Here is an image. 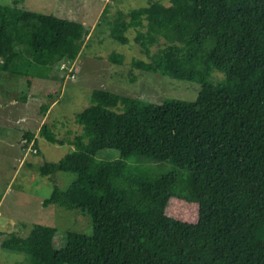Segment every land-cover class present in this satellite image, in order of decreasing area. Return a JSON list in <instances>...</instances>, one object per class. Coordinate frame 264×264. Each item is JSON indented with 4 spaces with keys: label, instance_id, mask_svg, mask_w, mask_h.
I'll return each instance as SVG.
<instances>
[{
    "label": "trees",
    "instance_id": "trees-1",
    "mask_svg": "<svg viewBox=\"0 0 264 264\" xmlns=\"http://www.w3.org/2000/svg\"><path fill=\"white\" fill-rule=\"evenodd\" d=\"M23 1L0 4V70L30 77L31 86L63 62L73 66L89 30L24 9ZM109 31L123 45L136 32L147 60H132L133 69L197 82L198 97L155 104L94 89L92 104L76 116L81 134L60 139L43 124L42 137L74 150L40 174L76 175L43 205L83 211L93 232L69 230L57 249V228L35 224L25 237L10 234L2 248L28 264H264V0L151 2L118 11ZM23 137L38 145L34 132ZM105 149L120 158L97 159ZM132 157L177 171L128 182Z\"/></svg>",
    "mask_w": 264,
    "mask_h": 264
},
{
    "label": "rangeland",
    "instance_id": "rangeland-1",
    "mask_svg": "<svg viewBox=\"0 0 264 264\" xmlns=\"http://www.w3.org/2000/svg\"><path fill=\"white\" fill-rule=\"evenodd\" d=\"M13 1L0 0V4L11 5ZM157 1L165 5L171 3V0H24L21 4L32 12L82 22L89 34L73 68L68 66L72 74L60 69L67 64L63 62L52 70L49 79L37 77L30 86V77L0 70V264H28L27 256L5 251L2 243L12 233L25 237L35 224L57 228L54 237L57 249L67 245L69 230L86 235L93 232L92 219L83 211L43 205L56 185L67 189L76 179L70 172L53 176L40 174L42 165L57 162L74 150L68 143L53 144L42 137L43 124L53 129L60 139H72L76 133L81 134L83 130L76 123V116L92 104L91 93L100 88L155 104L165 99H197L201 87L197 82L133 69L132 60H147L135 42L136 32L128 33L131 42L127 45L110 36L109 22L118 11L128 13ZM164 43L161 39L154 45L152 54ZM112 55L124 57V61L116 63ZM223 76L215 73L214 79L221 80ZM44 106H48L49 111L44 112ZM27 131L37 135V146L26 144L23 136ZM119 158L120 152L112 149L97 154L99 160ZM126 162L124 180L132 183L141 177L154 179L176 170L168 162L136 157ZM184 180L186 174L180 172V186Z\"/></svg>",
    "mask_w": 264,
    "mask_h": 264
},
{
    "label": "built area",
    "instance_id": "built-area-1",
    "mask_svg": "<svg viewBox=\"0 0 264 264\" xmlns=\"http://www.w3.org/2000/svg\"><path fill=\"white\" fill-rule=\"evenodd\" d=\"M68 66H69V65H67V64H66V65L63 64L62 67H61V69H62V70H68L69 73H72L73 70H72L71 68H69ZM71 67H72V66H71ZM72 68H73V67H72ZM73 77H74V76H73Z\"/></svg>",
    "mask_w": 264,
    "mask_h": 264
}]
</instances>
